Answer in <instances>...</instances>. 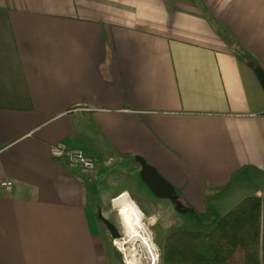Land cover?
I'll return each instance as SVG.
<instances>
[{
  "label": "crops",
  "instance_id": "obj_1",
  "mask_svg": "<svg viewBox=\"0 0 264 264\" xmlns=\"http://www.w3.org/2000/svg\"><path fill=\"white\" fill-rule=\"evenodd\" d=\"M257 68L264 0H0V264H114L59 143L103 179L142 157L183 211L264 197Z\"/></svg>",
  "mask_w": 264,
  "mask_h": 264
},
{
  "label": "rangeland",
  "instance_id": "obj_2",
  "mask_svg": "<svg viewBox=\"0 0 264 264\" xmlns=\"http://www.w3.org/2000/svg\"><path fill=\"white\" fill-rule=\"evenodd\" d=\"M87 177V187L90 191L89 198H94L93 201L96 202V207L98 208L97 212L103 219L112 222L121 234V237L117 239L123 242L124 249L122 250L119 245H116L121 249L126 264H128V259H136L139 261L138 264H151L152 262L141 242H130L126 239L118 208L113 201L123 192L122 190L124 188L129 190V196L136 202L143 213V233L151 239L150 241L155 255L156 262L152 264H161L162 260L161 245L154 239L155 233H158L157 237L163 243L166 237L177 229L209 232L215 227L221 216L244 198L254 195L256 189V185L243 183V178H238L240 181H243L240 187H237L238 184H240L239 180H237L239 183L235 182L222 193L223 196H227L228 194L230 196L225 200L224 198L219 199L217 205L220 202L223 203L216 208L211 207L210 201L208 200L206 201V210L191 209V211H180L172 207L171 201L157 198L132 167L111 170L104 176V179L101 177V173H98L96 169L93 174L86 175V178ZM262 183L263 181L260 182V185ZM235 188H237L238 191L231 194ZM102 221L99 220V225L103 234L106 235L109 229ZM156 227L158 229H156ZM115 242L116 241H114V243ZM106 248L112 257L113 263L122 264L115 246L107 242Z\"/></svg>",
  "mask_w": 264,
  "mask_h": 264
},
{
  "label": "trees",
  "instance_id": "obj_3",
  "mask_svg": "<svg viewBox=\"0 0 264 264\" xmlns=\"http://www.w3.org/2000/svg\"><path fill=\"white\" fill-rule=\"evenodd\" d=\"M161 255V264H264V197L244 198L209 232H171Z\"/></svg>",
  "mask_w": 264,
  "mask_h": 264
},
{
  "label": "bare ground",
  "instance_id": "obj_4",
  "mask_svg": "<svg viewBox=\"0 0 264 264\" xmlns=\"http://www.w3.org/2000/svg\"><path fill=\"white\" fill-rule=\"evenodd\" d=\"M113 201L118 208L121 223L125 230L126 239L130 242H137V241L141 242L146 252L149 254L151 262L152 263L156 262L155 255H154L153 248H152L151 241H150L151 239H149V236L143 233V229H144L143 213L141 209L139 208V206L129 196V193L127 191L122 192ZM115 244L119 245L122 250L124 249L123 242H121L120 239H117ZM127 263L128 264H138L139 261L136 259H128Z\"/></svg>",
  "mask_w": 264,
  "mask_h": 264
},
{
  "label": "water",
  "instance_id": "obj_5",
  "mask_svg": "<svg viewBox=\"0 0 264 264\" xmlns=\"http://www.w3.org/2000/svg\"><path fill=\"white\" fill-rule=\"evenodd\" d=\"M257 77L264 88V71L257 68L256 69ZM136 161L140 164V178L147 184L150 190L154 193V195L159 199H167L173 201L177 198L176 192L173 186L158 172V170L148 164L146 160H144L140 156L135 157ZM101 216V215H100ZM105 225L108 227L111 237L117 239L120 237V233L117 227L110 221L105 220Z\"/></svg>",
  "mask_w": 264,
  "mask_h": 264
},
{
  "label": "built area",
  "instance_id": "obj_6",
  "mask_svg": "<svg viewBox=\"0 0 264 264\" xmlns=\"http://www.w3.org/2000/svg\"><path fill=\"white\" fill-rule=\"evenodd\" d=\"M51 154L55 158L64 159L70 168L79 169L84 174H93L97 169L95 161L88 157L82 150L67 147L63 143L52 146ZM1 186L5 190H11L13 182L3 181Z\"/></svg>",
  "mask_w": 264,
  "mask_h": 264
},
{
  "label": "flooded vegetation",
  "instance_id": "obj_7",
  "mask_svg": "<svg viewBox=\"0 0 264 264\" xmlns=\"http://www.w3.org/2000/svg\"><path fill=\"white\" fill-rule=\"evenodd\" d=\"M169 201H170V200H169ZM171 205H172V207H173L174 209H178V210H180V211H183V209H181V208L179 207V202H178V203L176 202V199L173 200V201H171ZM156 229H158V228L156 227ZM119 233H120V232H119ZM157 234H158V233H155V235H154V239H156V242H158V243L161 245V250H162L163 243H162L161 240H159V238L157 237ZM120 235H121V234H120ZM120 237H121V236H120ZM160 238H161V236H160ZM114 241H116V239L112 238V243L115 245V247H116V249H117V251H118V254H119V256H120V260H121L122 264H126V262H125V260H124V257H123V255H122L121 249H120V248L114 243Z\"/></svg>",
  "mask_w": 264,
  "mask_h": 264
}]
</instances>
